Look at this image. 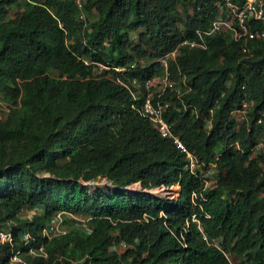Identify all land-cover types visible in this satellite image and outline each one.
<instances>
[{"label": "trees", "instance_id": "1", "mask_svg": "<svg viewBox=\"0 0 264 264\" xmlns=\"http://www.w3.org/2000/svg\"><path fill=\"white\" fill-rule=\"evenodd\" d=\"M215 1L88 0L83 22L75 0H0V227L15 222L16 251L26 234L45 246L47 260L26 246L29 264H264V151L253 152L264 140V39L236 42L225 29L170 64L185 85L155 102L169 104L194 171L133 107L145 92L136 102L133 80L162 77L158 61L210 28ZM100 179L113 191L91 195L83 183ZM174 186L177 197L153 193ZM58 215L67 232L49 240ZM11 255L2 246L0 264Z\"/></svg>", "mask_w": 264, "mask_h": 264}, {"label": "built area", "instance_id": "2", "mask_svg": "<svg viewBox=\"0 0 264 264\" xmlns=\"http://www.w3.org/2000/svg\"><path fill=\"white\" fill-rule=\"evenodd\" d=\"M76 4L82 8L87 0H75ZM215 6L219 9V14L213 21L209 29L197 30L194 37L185 38L180 41L177 46L170 53L162 57L158 62L164 69V75L154 80H148L144 85L138 80H133L131 94L135 101H139V94L141 100L133 107L139 112L140 116L150 121L165 138H172L179 149L185 153L189 161V169L194 171L199 167L195 156L190 153L186 146L181 142L180 138L174 135L171 124L165 117V111L169 104H163L160 101L155 102V96L160 98L167 92H175L177 95L181 94V85H185V79L182 78L179 82H175L171 78L170 64L175 62L180 53L184 50H208L207 37L213 34L220 33L227 29L232 34V39L236 42L247 43L249 41H256L264 39V30L257 28V25H264V0H223L215 1ZM84 19V15L82 16ZM122 71V69H117ZM251 104L248 100L244 101L240 109L233 113L238 123L247 120L248 112ZM3 111L4 117L9 112V106L5 103L0 104V112ZM1 114V113H0ZM1 116V115H0ZM3 116L1 118L4 119ZM258 124L264 128V118L258 120ZM264 151V140L261 139L254 147L253 152L258 153ZM160 189V188H157ZM165 189V188H164ZM171 189V188H170ZM169 189V190H170ZM156 190V189H155ZM153 190V191H155ZM166 190V189H165ZM23 213L20 214V216ZM13 220H6L2 227H0V251L1 247L7 245L11 247V264H29L27 260L22 257L24 249L28 247L27 255L31 258L42 257L48 259V254L45 246L39 248L30 245L34 240L30 234L24 235V244L21 249L16 251L15 234ZM67 231L62 224L60 215L54 218L52 224L44 229L43 236L49 240L65 234ZM206 240L207 237L204 236ZM215 243L214 240H211ZM62 259L59 258L54 264H62ZM231 262V260H230ZM231 264H233L231 262Z\"/></svg>", "mask_w": 264, "mask_h": 264}, {"label": "rangeland", "instance_id": "3", "mask_svg": "<svg viewBox=\"0 0 264 264\" xmlns=\"http://www.w3.org/2000/svg\"><path fill=\"white\" fill-rule=\"evenodd\" d=\"M212 174H210L209 177H211ZM83 184L88 188V191H89V193L91 195L95 194L97 192V190L100 189V188L103 189L105 192H108V193L110 191H113V189H114V186H112V183L108 182L106 179H100V180H97V181H90V182L83 183ZM207 184L211 185L212 181H209ZM127 190L128 191H139V190H141V184H139V183L134 184V185L128 187ZM180 191H181V187L180 186H174L170 190H165L164 187H162L160 189H156L155 191H153V193L159 194V195H161V197L163 196V197H168L169 198V197H177L178 195H180ZM85 221H86V218H84V217L79 219V222H85ZM83 224H84L83 226H85L86 222L83 223ZM199 227H201V225ZM216 245L218 247H220L218 242L216 243ZM123 249H124V247H121L120 250H123ZM23 256L24 255H22V257ZM229 258H230V256H229ZM230 260H231V262L233 264H238V262L235 261L233 259V257H231Z\"/></svg>", "mask_w": 264, "mask_h": 264}, {"label": "clouds", "instance_id": "4", "mask_svg": "<svg viewBox=\"0 0 264 264\" xmlns=\"http://www.w3.org/2000/svg\"><path fill=\"white\" fill-rule=\"evenodd\" d=\"M88 1V0H87ZM87 1L84 3V4H86L87 3ZM76 2V1H75ZM84 4H83V6H84ZM78 6V5H77ZM79 7V6H78ZM79 9L82 11L83 10V7L82 8H80L79 7ZM84 15V19L82 18V16ZM80 18H81V20L83 21V22H86V15H85V13L82 11V14H81V16H80ZM118 69H121V68H118ZM122 71H123V69H122Z\"/></svg>", "mask_w": 264, "mask_h": 264}]
</instances>
